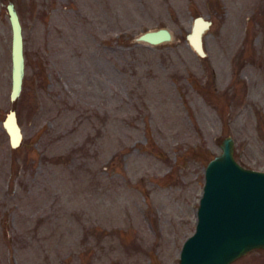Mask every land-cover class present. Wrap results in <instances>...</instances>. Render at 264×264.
Instances as JSON below:
<instances>
[{"label":"rangeland","instance_id":"374dc122","mask_svg":"<svg viewBox=\"0 0 264 264\" xmlns=\"http://www.w3.org/2000/svg\"><path fill=\"white\" fill-rule=\"evenodd\" d=\"M0 0V264H176L228 133L264 169V0ZM212 20L205 55L193 17ZM168 26L175 40L135 41ZM15 108L13 147L2 125ZM229 264H264L254 248Z\"/></svg>","mask_w":264,"mask_h":264},{"label":"water","instance_id":"95a60500","mask_svg":"<svg viewBox=\"0 0 264 264\" xmlns=\"http://www.w3.org/2000/svg\"><path fill=\"white\" fill-rule=\"evenodd\" d=\"M11 25V89L15 100L25 72L22 24L13 0L6 3ZM212 20L203 14L193 17L186 38L205 55L203 34ZM135 41L159 44L175 40L166 25L147 28L134 36ZM11 146L22 140L17 111L11 107L2 120ZM221 151L208 160L204 183L196 209L195 228L183 241L176 264H229L254 248H264V169L242 164L235 156L232 134L220 141Z\"/></svg>","mask_w":264,"mask_h":264}]
</instances>
